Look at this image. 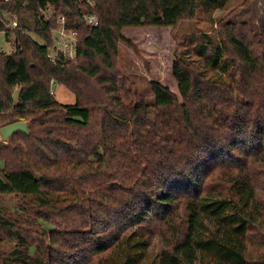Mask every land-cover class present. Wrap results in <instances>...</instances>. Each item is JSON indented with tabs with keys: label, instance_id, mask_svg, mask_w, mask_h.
Here are the masks:
<instances>
[{
	"label": "trees",
	"instance_id": "trees-1",
	"mask_svg": "<svg viewBox=\"0 0 264 264\" xmlns=\"http://www.w3.org/2000/svg\"><path fill=\"white\" fill-rule=\"evenodd\" d=\"M203 2L226 0H0L19 20L0 22L16 45L0 52V128L29 129L0 140V264H264V25L258 39L221 19L208 62L176 53L179 95L152 81L151 105L120 69L125 28L175 26ZM60 15L77 60L53 65Z\"/></svg>",
	"mask_w": 264,
	"mask_h": 264
},
{
	"label": "rangeland",
	"instance_id": "rangeland-1",
	"mask_svg": "<svg viewBox=\"0 0 264 264\" xmlns=\"http://www.w3.org/2000/svg\"><path fill=\"white\" fill-rule=\"evenodd\" d=\"M223 18L230 22H246L259 39L264 25V0H226L225 6L215 10H211L203 2L194 18L183 19L175 26L127 27L123 33L131 43L119 44L121 71L135 82L149 105L155 103L152 81L168 86L179 95L178 82L173 74L176 53L189 50L200 65L204 66V62L209 60L208 55L211 54L213 44L218 42V22ZM28 31L37 42L43 44V40L33 29ZM13 43V35L8 36L0 31V52L10 53ZM200 44L208 47L207 56L202 58L195 55L196 47ZM208 66L204 69L212 78L223 73L211 63ZM52 90L59 103H76V95L64 85L56 83L52 85ZM0 140L4 141L2 136ZM5 200L10 204L15 201L11 196H6ZM46 228L49 229L48 226Z\"/></svg>",
	"mask_w": 264,
	"mask_h": 264
},
{
	"label": "built area",
	"instance_id": "built-area-1",
	"mask_svg": "<svg viewBox=\"0 0 264 264\" xmlns=\"http://www.w3.org/2000/svg\"><path fill=\"white\" fill-rule=\"evenodd\" d=\"M87 23L91 26L98 25V18L96 15H87ZM0 22L4 24L7 29L12 31L19 28V20L15 15L7 11H0ZM52 44L48 47L47 58L53 64H59L61 61L75 62L77 60L79 37L76 30L69 29L65 25V19L62 15L58 17V24L51 29ZM12 45V51L15 48ZM11 51V52H12ZM54 85V82H52ZM53 93V90H52Z\"/></svg>",
	"mask_w": 264,
	"mask_h": 264
},
{
	"label": "water",
	"instance_id": "water-1",
	"mask_svg": "<svg viewBox=\"0 0 264 264\" xmlns=\"http://www.w3.org/2000/svg\"><path fill=\"white\" fill-rule=\"evenodd\" d=\"M19 91L16 90L13 98L17 99ZM15 132H21L23 134H29L28 122L20 120L17 122L10 123L0 128V134L4 141H7Z\"/></svg>",
	"mask_w": 264,
	"mask_h": 264
}]
</instances>
